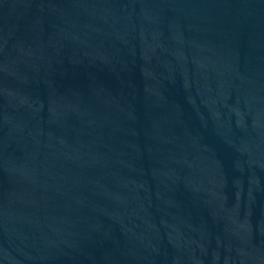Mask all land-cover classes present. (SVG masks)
<instances>
[{"label": "water", "instance_id": "water-1", "mask_svg": "<svg viewBox=\"0 0 264 264\" xmlns=\"http://www.w3.org/2000/svg\"><path fill=\"white\" fill-rule=\"evenodd\" d=\"M0 264H264V0H0Z\"/></svg>", "mask_w": 264, "mask_h": 264}]
</instances>
